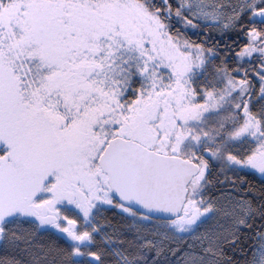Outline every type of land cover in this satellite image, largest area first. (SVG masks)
I'll list each match as a JSON object with an SVG mask.
<instances>
[{
    "label": "snow or ice",
    "instance_id": "1",
    "mask_svg": "<svg viewBox=\"0 0 264 264\" xmlns=\"http://www.w3.org/2000/svg\"><path fill=\"white\" fill-rule=\"evenodd\" d=\"M0 264H264V0H0Z\"/></svg>",
    "mask_w": 264,
    "mask_h": 264
}]
</instances>
